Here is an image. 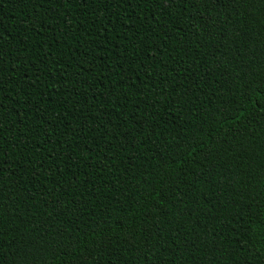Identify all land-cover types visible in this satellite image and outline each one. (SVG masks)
Listing matches in <instances>:
<instances>
[{"label": "trees", "instance_id": "trees-1", "mask_svg": "<svg viewBox=\"0 0 264 264\" xmlns=\"http://www.w3.org/2000/svg\"><path fill=\"white\" fill-rule=\"evenodd\" d=\"M261 0H0V264H264Z\"/></svg>", "mask_w": 264, "mask_h": 264}, {"label": "snow or ice", "instance_id": "snow-or-ice-1", "mask_svg": "<svg viewBox=\"0 0 264 264\" xmlns=\"http://www.w3.org/2000/svg\"><path fill=\"white\" fill-rule=\"evenodd\" d=\"M262 3H264V0H261ZM262 87H264V85H262Z\"/></svg>", "mask_w": 264, "mask_h": 264}]
</instances>
